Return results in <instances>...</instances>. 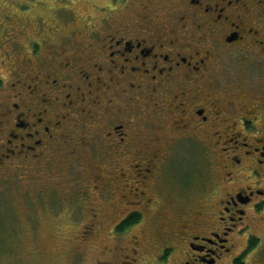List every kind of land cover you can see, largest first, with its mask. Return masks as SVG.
<instances>
[{
  "label": "flooded vegetation",
  "instance_id": "1",
  "mask_svg": "<svg viewBox=\"0 0 264 264\" xmlns=\"http://www.w3.org/2000/svg\"><path fill=\"white\" fill-rule=\"evenodd\" d=\"M124 1L17 56L0 170L59 158L73 190L48 207L76 214L82 245L102 190L118 223L95 264H264V0ZM184 161L199 167L192 207L164 197Z\"/></svg>",
  "mask_w": 264,
  "mask_h": 264
},
{
  "label": "rangeland",
  "instance_id": "2",
  "mask_svg": "<svg viewBox=\"0 0 264 264\" xmlns=\"http://www.w3.org/2000/svg\"><path fill=\"white\" fill-rule=\"evenodd\" d=\"M113 1L0 0V80L3 83L0 96L9 91L11 69L17 56L29 51L30 40L37 38L39 41L53 28L63 33L75 27L82 30L85 25H93L97 23V8L106 7ZM135 2L125 0L117 8ZM54 157L48 156L47 160H50L46 164L28 166L18 173L19 177L16 170H0V264H74L71 259L78 252L86 257L87 264H95L99 249L108 243L110 232L118 221L115 206L104 203L102 190L97 189L84 201L85 207L97 208L99 213L97 237L91 238L89 245H82L78 239L82 223L75 224L76 214L73 215L65 205L59 211L48 207V203L63 200L67 192L73 190L63 176L64 165ZM187 162L172 168L174 171L179 169L180 175L177 180L166 183L164 197L167 202L174 194L178 198L176 201L180 200L177 204L183 202V206L192 207L194 201L201 203L202 197L194 199L196 195L193 196L189 204L184 199L188 193L192 197L200 185L199 167L188 166ZM54 196L60 198L54 200Z\"/></svg>",
  "mask_w": 264,
  "mask_h": 264
},
{
  "label": "trees",
  "instance_id": "3",
  "mask_svg": "<svg viewBox=\"0 0 264 264\" xmlns=\"http://www.w3.org/2000/svg\"><path fill=\"white\" fill-rule=\"evenodd\" d=\"M115 1H122V0H115ZM132 221V219H129L127 222L124 223V225H127L128 223H130Z\"/></svg>",
  "mask_w": 264,
  "mask_h": 264
}]
</instances>
